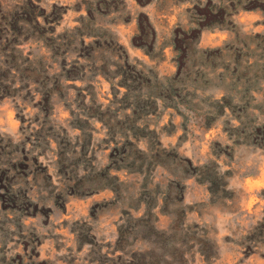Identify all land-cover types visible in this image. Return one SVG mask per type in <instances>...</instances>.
<instances>
[{"label": "rangeland", "instance_id": "obj_1", "mask_svg": "<svg viewBox=\"0 0 264 264\" xmlns=\"http://www.w3.org/2000/svg\"><path fill=\"white\" fill-rule=\"evenodd\" d=\"M0 61V264H264V0H0Z\"/></svg>", "mask_w": 264, "mask_h": 264}, {"label": "trees", "instance_id": "obj_2", "mask_svg": "<svg viewBox=\"0 0 264 264\" xmlns=\"http://www.w3.org/2000/svg\"><path fill=\"white\" fill-rule=\"evenodd\" d=\"M200 3L199 2H197V6L199 5ZM176 39H177V37H176ZM5 62V61H4ZM1 65H2V61H0V69H1ZM8 71H9V67H7V68H5V70H3V72H1L0 73V98H3V97H5V96H7L8 94H10L9 93V91H8V87H10L11 85H12V81H9V82H7V84L6 83H3L4 82V80H6L5 78V76H6V73H8ZM128 95V92H126L125 94H124V96H127ZM50 100H51V92L48 90V92L46 93V95H45V98H44V110H45V113H49L50 112V109L52 108V106H51V103H50ZM63 132H64V135H67V132H66V129H64L63 128ZM39 133H41L40 131H38V135H39V138H41L42 140H44V143H45V145H47V146H49V144H50V140L49 139H46V138H44L45 136L44 135H42V137H40L41 136V134H39ZM39 140V139H38ZM39 143V142H38ZM16 146V149H17V147L19 148V147H21V150L22 151H24V149H25V141H23V142H21V143H17V144H15ZM43 151L42 150H40L37 154H35V155H32V157H30V160L33 162V163H36L37 162V160H38V157H39V155H40V153H42ZM25 153V152H24ZM28 159V156L27 155H25V158L23 159V160H21V161H19L18 163H13V164H15V166H17V165H24V166H26L27 165V163L25 162L26 160ZM12 164V165H13ZM146 205H145V207H144V210H143V214H142V218L143 217H147V221H148V217H149V215H150V210H151V206H150V204H148L147 202L145 203ZM145 217V218H146ZM139 219H141V218H139ZM147 228L148 229H154L153 228V226L151 225H149V226H147ZM146 228V229H147Z\"/></svg>", "mask_w": 264, "mask_h": 264}]
</instances>
